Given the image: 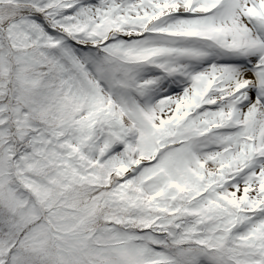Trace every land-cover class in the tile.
Returning a JSON list of instances; mask_svg holds the SVG:
<instances>
[{
	"label": "snow or ice",
	"instance_id": "6c2138e0",
	"mask_svg": "<svg viewBox=\"0 0 264 264\" xmlns=\"http://www.w3.org/2000/svg\"><path fill=\"white\" fill-rule=\"evenodd\" d=\"M0 264H264V0H0Z\"/></svg>",
	"mask_w": 264,
	"mask_h": 264
}]
</instances>
